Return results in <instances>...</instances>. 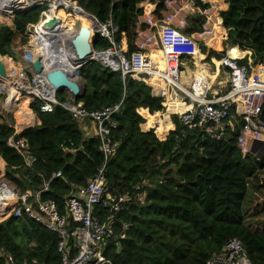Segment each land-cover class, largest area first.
<instances>
[{"label":"trees","instance_id":"trees-1","mask_svg":"<svg viewBox=\"0 0 264 264\" xmlns=\"http://www.w3.org/2000/svg\"><path fill=\"white\" fill-rule=\"evenodd\" d=\"M144 1L71 0L98 23L110 19L118 26L115 39L126 54L135 51V25L143 12L138 5ZM219 1L213 3L219 5ZM155 2V13H158L163 9L164 0ZM226 4L215 42H209L208 49L200 46L202 54L208 50L210 65H219L235 47L256 46L259 52L264 51V28L252 26V20L264 11V0H226ZM45 10L46 6H40L21 12L12 18L11 27L0 25L1 58L15 60V38L19 37L20 44H25L26 27L34 25ZM1 13L4 12L0 11L1 20L11 16L6 18ZM186 24V35L201 31L200 17L189 18ZM32 42L34 48L47 51L39 39ZM107 47L105 40L96 37L94 51ZM186 50L194 54L196 64L197 56H201L195 50L194 53L190 48ZM243 54L234 50L232 58H241ZM237 65H245V60L237 61ZM182 74L192 79L198 70L195 66L194 70ZM210 80L212 85L220 84L216 75ZM78 84L81 93L77 101L87 111H98L120 101L123 104L122 111L112 118L116 128L111 136L119 146L105 165L104 179L108 194L132 197L127 208L116 216V234L120 233L123 223L131 227L117 246L107 249L105 256L110 264H207L231 238L242 243L251 264H264V229L252 228L255 219L262 218L264 223V199L253 212L249 210L255 195L264 189V157L242 158L234 142L236 132L227 129L216 141L200 130H187L176 116L170 118V128L153 125L142 132L140 125L146 124L143 115L162 113L163 100L153 97L142 82L122 78L119 72L109 71L98 62H88L80 69ZM7 99L14 104L12 109L17 120L31 111L40 124L14 135L13 116L0 114V159L5 164L0 182L18 196L25 192L34 194L49 182L41 199L52 201L63 216L66 196L72 189L84 186L103 162L99 140L84 137L79 125L59 105L52 113H42L41 102L32 96L21 94L16 104L15 92H11L7 93ZM56 99L58 103L66 101L59 92ZM165 108L162 114L168 124V117L182 109ZM10 137L25 140L34 159L30 167L15 149L8 147ZM62 146L74 153L65 152ZM56 172L62 177L52 179ZM137 184L140 189L133 191ZM138 195L143 196L142 203L135 201ZM32 211L44 218L36 206H32ZM105 212V209H95L100 219ZM73 228L69 223L66 229ZM58 241L55 232L23 212L19 218L11 216L0 223V264H5L7 256L12 264H60Z\"/></svg>","mask_w":264,"mask_h":264},{"label":"built area","instance_id":"built-area-1","mask_svg":"<svg viewBox=\"0 0 264 264\" xmlns=\"http://www.w3.org/2000/svg\"><path fill=\"white\" fill-rule=\"evenodd\" d=\"M2 1L0 0V3ZM60 1L69 6L72 5V8L67 9L59 5L53 16H57L59 10H64L68 16L75 17L73 8L84 13L71 0ZM214 1L164 0L163 9L158 13H155L156 2L150 6L143 2L140 3L138 6L142 8L143 12L135 25L133 42L135 51L130 54H126L122 44L115 39L119 31L118 26L110 19L103 24L96 23L92 30L96 37L107 42L108 47L102 51H94L88 59L98 62L109 71L119 72L122 78L130 77L142 82L150 89L153 97L160 98L163 102L168 94H179L180 96H177L180 97L179 101L187 104L188 109L182 113L171 114L169 118L176 116L180 125L187 130H200L216 141L222 138L227 129L236 132L234 142L241 157L253 156L260 159L264 157L262 114L264 108V64L260 63L261 61L255 63L251 48L239 49L235 47L237 51L245 53L243 57L231 58L228 51L226 57L218 62L219 65H211L214 70L217 68V70L228 71V88L222 95L217 93L215 96H209L211 87L195 77L191 79L189 91L183 90L177 84L180 81L179 75L189 70V68L181 69L183 59H188L187 63L191 64L193 70L195 69L194 54L189 53L187 48H190L192 53L198 52L201 56L198 62L208 67L200 46L210 47L206 40L215 38L216 27L221 30L223 24L221 23V12L227 8L226 0H220L219 5L213 3ZM43 4L46 3L44 1L35 3L38 7ZM150 8L152 9L150 10ZM13 15L8 19L12 20ZM48 15L49 5L40 14L34 25L26 27L25 32L28 34L29 40L35 36L37 30H42V24L50 19ZM192 17L201 18V31L197 34L186 35L184 29L187 26V19ZM156 51L161 53L164 67L162 72L158 70L157 60H155L157 58H152V53ZM35 58L41 60L42 72L40 74L35 73L31 67ZM244 60L245 65L239 67L237 61ZM47 72L44 69L42 58L38 56L29 62V75L25 74L23 70H17L13 77L15 80L21 81L22 88L15 87L14 89L17 97L16 104L19 103L21 94L29 95L41 102L39 109L42 113H52L54 107L59 105L78 125L92 124L94 127L92 137L99 140V152L103 162L84 186L72 189L66 196L63 216L59 215L57 207L52 201L41 199V195L48 190L49 182L44 183L38 192L34 194L25 192L22 196L16 195L4 182H0V214H6L0 218V223L11 216L19 218L23 212L28 218L58 235L57 251L60 254V264H110L105 256L107 249L111 245L117 246V242L125 238V231L131 227L130 224L123 223L120 225V233L116 234L118 221L116 216L127 208L132 197L128 194L117 196L108 194L104 179L105 165L119 146V142L114 141L111 136V132L116 128L112 118L122 111L123 104L120 101L118 104L98 111H87L83 104L70 94L67 95L64 103H58L57 93L46 81ZM3 80L13 81L11 77L7 78V76L4 79L1 78L0 83ZM13 106V102L5 99V111L14 114ZM165 109L164 106V111ZM231 120L235 127L230 124ZM237 120L240 121V124ZM20 133L21 131L15 132L14 130V135ZM7 145L23 157L27 167L32 165L34 159L28 152L25 140H15L10 137ZM62 148L65 152L74 153L66 147L62 146ZM61 177L60 172L52 174V179ZM140 187L137 184L133 191H138ZM143 200L142 195L135 198V201L139 203H142ZM32 206H36L39 214L44 218L35 215ZM96 208L106 210L103 219L95 215ZM69 223L74 226L71 231L66 229ZM5 264H12V259L9 256L5 258ZM207 264L251 263L242 243L236 238H231L224 243L217 255L207 261Z\"/></svg>","mask_w":264,"mask_h":264},{"label":"rangeland","instance_id":"rangeland-1","mask_svg":"<svg viewBox=\"0 0 264 264\" xmlns=\"http://www.w3.org/2000/svg\"><path fill=\"white\" fill-rule=\"evenodd\" d=\"M28 3H21L18 6H20L21 8H24V7L30 6L32 4V2H28ZM49 4H50V1H47L46 4H43V6L47 7ZM16 7H17V5H15L13 7V9L18 10L19 8L18 7L16 8ZM0 9H2V7H0ZM3 12L5 13V9ZM73 12H74V10H73ZM4 13H1V15L5 16L7 18L8 15L4 14ZM69 16H71V15H69ZM69 16H68V14H66V12L64 10H59L57 12V17L65 20V23H63V24L64 25L66 24L67 29H69V31H76L78 28V22H77L78 19L76 17V14H75V17H73V16L69 17ZM10 20L9 19L8 20H1L0 19V25L11 27V21ZM25 38H26V43L23 45L20 44L19 37H16L14 40L13 51H14L15 57H16L15 60H12L9 58H5L4 60H5V62H9L10 65H12V67L15 68L16 70H23L25 74L29 75V62L34 57H36V56H34L36 54L34 49H36V48H34V45L32 44L33 42H32V40H29L28 34H26V32H25ZM42 41L45 42V45L47 47V51H44L42 49H40V50L43 52L44 57L48 61H57L65 69H67V66L70 65L71 68H68V69H71L72 73L75 72L76 63L74 60L73 53L68 47L67 41L61 40V39H58L57 41H55L54 39L53 40L46 39V40H42ZM207 44H208V46H210L209 42H207ZM205 48L208 49V47H205ZM37 49H39V48H37ZM188 61H189L188 59H183V65L181 66V69L185 70L186 68H189V70H193V67L191 66V64L187 63ZM0 62L4 63V62H2V60ZM207 71L208 70L201 69L198 72V76L203 75L205 72L209 76L210 75L209 71L208 72ZM28 78H30V76H28ZM188 79L191 80L190 77L183 76L181 74L179 85L181 87L184 84L188 85L189 84ZM76 80L78 81V78ZM11 88H8V89H11ZM17 88H19V87H17ZM8 89L3 88V84L0 83V96H1L0 97V114L13 116L15 114H13L12 112L5 111V107H4L5 99H7V92L6 91H9ZM61 94H63L64 97H67L66 92H63ZM14 117H13V119L16 120V117L15 118ZM159 126H160V128L164 127L161 125H159ZM20 128H22V127H20ZM154 134H155V131H154ZM263 199H264V189H262V193L255 195V200H253V203L249 209L250 212H253L256 207L261 205L263 202ZM262 222H263L262 218H258V219L253 220L252 228L255 229V228L260 227V228L264 229V223H262Z\"/></svg>","mask_w":264,"mask_h":264},{"label":"bare ground","instance_id":"bare-ground-1","mask_svg":"<svg viewBox=\"0 0 264 264\" xmlns=\"http://www.w3.org/2000/svg\"><path fill=\"white\" fill-rule=\"evenodd\" d=\"M41 1H44L45 3L47 1H50V4H49V15H48V16H50L49 18H52V16L54 15V13H55V11H56V9H57V7L59 5L60 6H64L67 9H71L72 8V5L69 6L67 4H64L60 0H16V1L15 0H3L0 3V6L2 8H5V13L7 15H12L14 13L21 12L23 10L29 9L32 6H35V3H38V2H41ZM28 2H32V4L30 6H26L24 8H21L20 6H18L21 3H28ZM15 5H17V7L19 8L18 10H14L13 9V7ZM21 9H23V10H21ZM73 10H74V12L76 14V17L78 19L77 22L79 21V24H81L80 25L81 27H88V26L91 25L90 28L91 29H94L96 23L92 22L91 20L89 21V19L87 17H85V15H83V13L80 12V11H78L76 8H73ZM0 11L3 12L4 10H1L0 9ZM59 20L60 21H58L56 23V26L55 27H52L51 30H43V29L42 30L41 29L40 30H37L36 33H35V36L34 37H31V40L32 39H39L43 44H45V42H43L42 40H46V39L53 40L54 39L55 41H57L58 39H61V40L67 41L68 47H69V41L73 37V35L75 34L76 31H69V29H67L66 24L65 25L63 24V23H65V20L60 19V18H59ZM216 29H217V27H216ZM216 31H215L214 35L216 34ZM208 39H211L212 40V38H208ZM34 50L36 52V54L34 56H38V57H41L42 58V62H43V65H44V69H46L47 71H50L51 69H62L64 71H66V72L72 73V70L71 69H68V68H71L70 65H68L67 66V69H65L57 61H48L44 57L43 52L40 49H37L36 48ZM152 58H157L155 60H157L158 70L160 72L164 71L163 63L161 61V53L159 51H156V52L152 53ZM4 59L5 58H0V61L2 60V62H4L2 64L5 66V70H6V73H7L6 76H7V78H10L11 77L13 79V81L12 82H8L6 80L5 81L3 80V82L1 84H3V88H6V89L12 87L11 89H8L9 91H6L7 93L15 92V90H14L15 87H19L18 89L22 88V86H20L21 85V81L19 79L15 80V78L13 76H14V74H16L17 70L15 68H13L12 65H10L9 62H5ZM199 59H201V58L197 56V58H196V64H195L196 68L199 69V70L200 69H205V70H208L209 71L210 68H208L207 66H204V65L199 64V62H198ZM194 63H195V61H194ZM214 75L215 74H213L212 76H214ZM206 76L208 77V75H206ZM179 77H180V75H179ZM177 84L179 86V83H177ZM178 101L175 98H172V99L169 98V99H167V101L165 103L166 104H169L172 108H175L176 106H178L179 104H181ZM165 103H164V105H165ZM165 106H168V105H165ZM180 107H182V105ZM180 107H178V108H180ZM185 110H187V108L182 109V111L179 112V113H182ZM160 115L159 114H155V115H153L151 117H148L146 114H144L143 117L146 120L148 119V121H149L150 124L157 123V124H161L162 126H166L165 119L164 118H161ZM150 126H152V125H149L148 122H146V124L143 126V128L146 129V128L150 127ZM17 129L19 130L18 127H17ZM5 215L6 214H0V218H2Z\"/></svg>","mask_w":264,"mask_h":264},{"label":"water","instance_id":"water-1","mask_svg":"<svg viewBox=\"0 0 264 264\" xmlns=\"http://www.w3.org/2000/svg\"><path fill=\"white\" fill-rule=\"evenodd\" d=\"M152 1L155 2L156 0ZM36 8H38L37 5L32 6L31 8L23 10L21 12L30 11ZM21 12L14 13L13 17ZM83 15H85V17H87L89 21L91 20L94 23H98L96 19L92 16L87 15L85 13H83ZM58 21H60L59 18L57 16H53L48 21L42 24V29H51L52 27L56 26V23ZM221 21V23H223V20ZM80 25L81 24H79L78 21V28L69 41V48L72 50L76 63L75 72L69 73L62 69H51L45 75L47 83L56 93L67 92L75 100L79 99L81 93L80 86L78 84V81L76 80L77 76L79 74L80 69L88 62H91L88 58H90L91 55L94 53V44L96 40V34L90 28L91 25L88 27H81ZM251 49L253 50V53L256 56L255 63H258L261 60L264 61V51L259 52L256 46H252ZM208 55L209 52L208 50H206V52L204 53V58L206 60L208 58ZM31 67L35 73L40 74L42 72L41 60L39 58H35V60L31 64ZM5 77V68L4 65L0 62V79H4ZM262 114H264V108L262 110Z\"/></svg>","mask_w":264,"mask_h":264},{"label":"crops","instance_id":"crops-1","mask_svg":"<svg viewBox=\"0 0 264 264\" xmlns=\"http://www.w3.org/2000/svg\"><path fill=\"white\" fill-rule=\"evenodd\" d=\"M143 3H145V5H147V6H150V5H152L153 3H154V1L153 2H150L149 0H145ZM152 8H150V10H151ZM216 30H218V27H217V29ZM216 33H217V31H216ZM214 39H208V40H206V42H215V39H216V34L214 35ZM234 50H236V48H232L230 51H229V56L230 57H232V52L234 51ZM239 52H241V51H239ZM245 54V53H244ZM244 54H243V56H244ZM203 56H204V54H203ZM242 56V57H243ZM205 59V58H204ZM205 63L208 65V68H210V70H209V76L207 77L206 75H208L206 72L203 74V75H201V76H198V75H196L197 77L196 78H198V79H200V80H203L204 81V83H207L210 87H211V93L209 94V96H215L217 93H219L220 95H222L226 90H227V88H228V71H226V70H224V69H218L217 70V68L214 70L213 69V67L207 62V60L205 59ZM260 63H262V64H264V62L263 61H261ZM198 70V72L201 70H199V69H197ZM208 72V71H207ZM182 74V73H181ZM181 74H180V78H181ZM213 74H215L216 75V78H217V82H219L220 84H216V85H212V81L210 80V79H214L215 78V75L214 76H212ZM183 76H185L184 74H182ZM187 77H189V76H187ZM188 82H189V84L188 85H183L181 88L183 89V90H185V91H189V87H190V84H191V80H189L188 79ZM63 93V92H62ZM66 94L68 95V93L66 92ZM169 96V97H168ZM173 96H175V97H173ZM177 96H180L179 94H168L167 95V98H166V100H165V102L167 101V99H169V98H175V99H177V101L179 100V98L180 97H177ZM208 96V97H209ZM68 97V96H67ZM67 97H65L66 99H67ZM164 102V103H165ZM178 102H180V101H178ZM181 104H179L178 106H176L175 108H172L169 104H166L165 103V105H168L169 107H171L172 109H174V110H176L178 107H180L181 105H182V109H184V108H187L188 109V105L187 104H185V103H182V102H180ZM164 105V106H165ZM187 106V107H186ZM182 109L180 110V112L182 111ZM29 110V109H28ZM30 111V110H29ZM163 113V112H162ZM162 113H158L159 115H160V117L161 118H164L165 119V121H166V126H164L162 129H167V128H170L171 127V120H170V118H169V124H168V120H167V117L165 116V115H163ZM179 113V112H178ZM31 114V115H30ZM30 114L29 115H27V116H25V118H20V119H14V126H13V129L15 130V132H18V131H24L25 129H27V128H30V127H34V126H38L40 123H39V121H38V119L32 114V112L30 111ZM15 116V115H14ZM141 116V115H140ZM151 117V116H150ZM15 118V117H14ZM145 119V118H144ZM146 122H148V124L149 125H161V124H157V123H154V124H150L149 123V121H148V119L146 120ZM233 121L231 120L230 121V124L232 123ZM80 126V129H81V131H82V133L84 134V137H86V138H90V137H92L93 136V131H94V127H93V125L92 124H90V123H85L84 125L82 124V125H79ZM143 125H140V130L142 131V132H144V131H147L146 129H144L143 127H142ZM162 126V125H161ZM17 127L19 128V130L17 129ZM20 127H22V128H20ZM151 127V126H150ZM4 168H5V164H4V162L0 159V177H2L3 176V174H4ZM4 222V221H3ZM2 223V222H1Z\"/></svg>","mask_w":264,"mask_h":264},{"label":"flooded vegetation","instance_id":"flooded-vegetation-1","mask_svg":"<svg viewBox=\"0 0 264 264\" xmlns=\"http://www.w3.org/2000/svg\"><path fill=\"white\" fill-rule=\"evenodd\" d=\"M252 26L254 28H260V27L264 28V11H261V13L254 20H252ZM254 58L256 60L255 55H254Z\"/></svg>","mask_w":264,"mask_h":264}]
</instances>
